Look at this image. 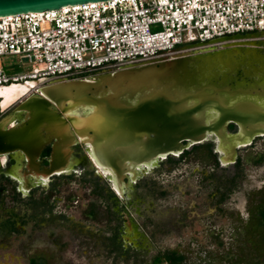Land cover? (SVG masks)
<instances>
[{
  "label": "water",
  "instance_id": "95a60500",
  "mask_svg": "<svg viewBox=\"0 0 264 264\" xmlns=\"http://www.w3.org/2000/svg\"><path fill=\"white\" fill-rule=\"evenodd\" d=\"M108 0H0V17ZM218 50L49 85L13 111L16 127L0 120V156L36 165L53 140L52 175L79 144L120 178L126 163L166 157L222 130L228 137L264 135V31L220 39ZM240 53V54H239ZM83 109L72 117V109ZM229 125L237 127L229 134ZM241 132V133H240ZM230 139V138H228ZM183 143H186L184 146ZM241 146V147H242ZM238 147L234 146L229 162ZM93 160V159H92Z\"/></svg>",
  "mask_w": 264,
  "mask_h": 264
},
{
  "label": "rangeland",
  "instance_id": "374dc122",
  "mask_svg": "<svg viewBox=\"0 0 264 264\" xmlns=\"http://www.w3.org/2000/svg\"><path fill=\"white\" fill-rule=\"evenodd\" d=\"M5 64L11 73L25 71L14 57L5 59ZM205 153L200 149L179 164L165 163L149 172L140 182L152 180L156 184L153 191L144 184L138 189L131 187L126 196L127 216L145 236L144 241L134 240L141 259L109 254L105 203L91 193L93 182L82 183L78 178V182H64L59 191L45 199H58L56 210L68 216V227L78 223V229L43 226L33 232L32 224H26L18 236L1 242L0 264H29L32 256L43 257L44 264H145L168 250L184 257L181 264H264V229L259 222L260 210L264 209V164L253 163L264 155V139L239 150L245 179L239 190L221 203V211L216 200L209 198L215 187L203 182V170L208 175L213 168ZM219 174L216 177L224 178ZM218 182L216 179L214 183ZM100 184L105 183L100 180ZM157 189L166 193L159 195ZM122 204L118 199L115 210L120 211ZM10 206V199L5 198L0 215ZM148 217L170 222L164 228L153 227ZM151 234L155 241L148 240Z\"/></svg>",
  "mask_w": 264,
  "mask_h": 264
},
{
  "label": "built area",
  "instance_id": "2783aa9c",
  "mask_svg": "<svg viewBox=\"0 0 264 264\" xmlns=\"http://www.w3.org/2000/svg\"><path fill=\"white\" fill-rule=\"evenodd\" d=\"M264 31V0H108L0 17V87L41 88L218 50ZM25 68L11 73L5 59ZM20 100V101H21Z\"/></svg>",
  "mask_w": 264,
  "mask_h": 264
},
{
  "label": "flooded vegetation",
  "instance_id": "af4514ba",
  "mask_svg": "<svg viewBox=\"0 0 264 264\" xmlns=\"http://www.w3.org/2000/svg\"><path fill=\"white\" fill-rule=\"evenodd\" d=\"M17 87L20 89L19 96L7 108L4 109V99L3 97L0 98V120L5 117L12 116L15 108L24 101L20 99L22 95V85H18ZM3 88H8V86ZM3 88L0 87V89ZM31 96L34 95H29V97ZM11 118L12 117L8 118V121H11ZM23 120V116L13 118V123H10L7 128L16 127ZM227 131L229 134H236L238 129L234 125H229ZM226 137H228L227 134L224 135V138L227 141H231V139L236 137L241 138V136L228 137L230 139H227ZM257 139H264V135L255 137L249 145L238 147L234 161L227 164H224L225 158H229L232 151L229 152L227 149V153H225L226 149H224L225 146L222 144L223 140L220 138L219 141L218 138L216 139L212 136L200 144L191 145L186 149L175 151L177 154L174 152L172 154H168L164 158H158L156 164L155 162H152L150 167L145 164L141 166L140 170L139 168H134L132 171L127 170L124 176H122L125 171L124 169L121 175L123 185L121 190L122 194L116 191L113 184L114 182L112 183L108 176L104 175V173L100 171L94 161L88 156L85 147L79 144L72 147V154L68 157L64 165V167L67 168H63L65 170H61L59 173L55 172L49 176L44 175L42 171L44 167H48L49 162L51 161L50 151L53 140L50 141L42 150L39 158L36 160L37 164L29 168L27 167L28 163L24 157L20 159V157L15 155L0 156V206L5 198H9L11 201V206L4 209L3 215H0V245L3 240L5 241L13 236H18L24 226L29 223L32 224L30 229L33 232L35 229L39 230L43 228V226L49 228L52 226L60 229H78V223H73L72 227H68L67 225L70 223L68 216L64 212L56 210V203L58 202V199L54 198L51 201L45 199H47L51 193L55 194L59 191L60 186L64 182L69 183L74 180L78 182L79 178L82 183L93 182L94 185L92 186L93 188L91 193L96 195L98 198L103 199L105 203L106 223L110 233L106 238L109 254L114 256L124 255L128 258L134 257L135 259H141L142 256L139 258L140 253L135 248L136 242L134 240L139 238L144 241L145 236L143 233L138 232L135 224H133L132 218L127 216L128 210L126 208V196L130 195L131 187L135 185V189H138L142 184H144V188L148 186V189L153 191L156 184L152 180H150V183H148L147 180H144L143 183L140 182V180L143 179V177H145L149 172L161 169V166L165 163H172L175 165L179 164L187 156L195 154L200 149H204L206 157L211 159L213 162V168L210 167L208 175H206V169L203 170V182H210V184L215 187L209 198L216 200L217 208L221 211V203L227 201L230 196L235 193V190H239L242 181L245 179L244 162L238 152L241 149L252 146ZM244 140L246 139L244 138ZM247 142H249V140ZM183 144L184 146L186 145V143ZM234 146H238V144H235ZM4 157L6 158V161L3 163L2 160ZM258 160L262 161L261 163L256 164ZM253 163L256 166L264 164V155H259L258 159L254 160ZM153 164L155 165L153 166ZM145 166H147V168H145ZM217 172H220L221 174L219 175L224 176V178L216 177ZM226 172H228V174ZM194 173H197V171H194ZM43 178L46 179L44 180ZM216 179L219 181L217 184L214 183ZM100 180H102L105 184H100ZM149 184L151 185L149 186ZM157 192L159 195L166 193L161 190L158 191V189ZM37 194H39V197H42V199L37 198ZM120 198L122 199L123 204L120 211H118L115 210V207H118L117 203ZM148 221L151 226L158 228H164V226L170 222L167 218L158 222L149 218ZM148 240L155 241V235H149ZM142 244H145V242H142ZM159 254L162 253L159 252L153 257L151 262H147L145 264H153L155 258ZM34 262L36 264H44L43 262H45V260L40 256H32L29 259V264H33Z\"/></svg>",
  "mask_w": 264,
  "mask_h": 264
},
{
  "label": "bare ground",
  "instance_id": "6f19581e",
  "mask_svg": "<svg viewBox=\"0 0 264 264\" xmlns=\"http://www.w3.org/2000/svg\"><path fill=\"white\" fill-rule=\"evenodd\" d=\"M240 54V53H239ZM13 87H9L8 86V88H3V89H0V98L1 97H3V106H4V109L5 108H7L12 102H14V100H16L17 99V97L19 96V87H17L18 85H16V86H14V85H12ZM4 87H6V86H4ZM25 87L24 86H22L21 87V91H22V95L24 94V91H25ZM21 95V96H22ZM83 111V109H81V108H78V109H72L71 111H69L67 114L68 115H70V116H72V117H79V116H82V112ZM10 117H12L11 118V121H8L9 119L8 118H10ZM6 120H5V122L6 123H13V118H14V116H9ZM241 133V132H240ZM224 135H226L225 134V132L222 130V132L220 133V134H218V136L217 135H214V137L217 139H219V141H220V138L223 140V145L225 146L224 147V149H226L225 150V153H227V149L229 150V152L230 151H232V149H233V147H234V145L235 144H238V146H236V147H241L242 145H244V144H247V143H249L250 142V139H248V138H245V137H241V138H239V137H236V136H234V137H236V138H233V139H231V141H227L225 138H224ZM227 139H228V137H226ZM244 138L246 139V140H244ZM249 140V142H247ZM234 144V145H233ZM218 147H219V143H218ZM223 150V149H222ZM232 153V152H231ZM230 153V154H231ZM89 154H90V156H91V158L93 159V161H94V163L96 164V166L100 169V171L102 172V173H104V175H107L108 176V178L112 181V183L114 184V186H115V189H116V191H118L119 193H121L122 194V188H123V185H122V179H121V177L122 176H124V174L127 172V170H134V168L135 169H138L139 168V170H140V168H141V166L142 165H147V166H151L150 164L153 162H155V164H156V162L158 161V157H152V158H150V159H145V158H143L141 161H139V162H136V163H126V167H125V171L123 172V175L120 177V178H117L116 176H115V174H114V172L112 171V170H110L109 168H107V167H105V166H103V164H101L96 158H95V156L93 155V152L89 149ZM175 154H177V152H175ZM221 154V153H220ZM230 154H227V155H230ZM160 158H164V155H161L160 156ZM221 159H222V155H221ZM231 159V156L229 157V158H225V163L224 164H227V163H229V160ZM6 161V158L4 157V159L2 160V162L4 163ZM155 164H153V166L155 165ZM65 165V164H64ZM64 165L61 167V168H59L58 170H56V172H60L61 170L63 171V170H65L67 167H64ZM72 165V164H71ZM67 166V165H66ZM147 166H145V168H147ZM63 168H65V169H63ZM129 168V169H128ZM112 174V175H111ZM128 175V174H127ZM113 177V178H112ZM28 179V178H27ZM44 180L46 179V178H43ZM114 179V180H113ZM25 180H26V178H25ZM29 181V180H28Z\"/></svg>",
  "mask_w": 264,
  "mask_h": 264
},
{
  "label": "trees",
  "instance_id": "16d2710c",
  "mask_svg": "<svg viewBox=\"0 0 264 264\" xmlns=\"http://www.w3.org/2000/svg\"><path fill=\"white\" fill-rule=\"evenodd\" d=\"M262 160H258L256 164L261 163ZM260 224L263 226L264 229V209L260 210V219H259ZM184 260V257L180 254H177L175 251H166L162 254H159L153 264H181L182 261ZM33 264H36L35 262Z\"/></svg>",
  "mask_w": 264,
  "mask_h": 264
}]
</instances>
